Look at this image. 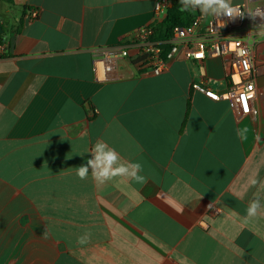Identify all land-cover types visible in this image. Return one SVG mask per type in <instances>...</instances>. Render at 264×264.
<instances>
[{
	"label": "crops",
	"instance_id": "0c3cea01",
	"mask_svg": "<svg viewBox=\"0 0 264 264\" xmlns=\"http://www.w3.org/2000/svg\"><path fill=\"white\" fill-rule=\"evenodd\" d=\"M13 1L39 13L0 6L8 30L24 22L0 56V264H264V184H250L264 181V97L238 120L191 86L205 73L224 90L222 61L184 50L158 75L134 48L96 68L165 17L156 0ZM98 141L147 183L81 180Z\"/></svg>",
	"mask_w": 264,
	"mask_h": 264
},
{
	"label": "built area",
	"instance_id": "2783aa9c",
	"mask_svg": "<svg viewBox=\"0 0 264 264\" xmlns=\"http://www.w3.org/2000/svg\"><path fill=\"white\" fill-rule=\"evenodd\" d=\"M171 0H156L154 12L162 17L166 15ZM243 0L239 5L245 9L243 18L228 20L226 17L202 15L193 9V21L187 26H179L173 30L172 38L167 41L169 48L161 41L152 40L156 25L142 27L134 37L123 46L108 48L102 57L94 60L96 68L104 64L106 57L129 58L130 49L136 50V61L141 70L155 75L168 70L169 63L181 50L187 59L203 61L206 58H219L223 64L224 90L217 91L210 77L201 73L192 81V89L202 91L214 101L232 100L238 110V120L257 118V101L264 97V85L259 79L264 75V31L258 30L264 20L257 16L254 20L247 15L248 7H264V0ZM191 7V5H189ZM38 10H31L28 18L38 17ZM224 19L223 27H218L217 20ZM243 48L246 55L240 56ZM7 50V45H0V56ZM247 65V66H246ZM247 104L248 110H244Z\"/></svg>",
	"mask_w": 264,
	"mask_h": 264
},
{
	"label": "clouds",
	"instance_id": "9594fccd",
	"mask_svg": "<svg viewBox=\"0 0 264 264\" xmlns=\"http://www.w3.org/2000/svg\"><path fill=\"white\" fill-rule=\"evenodd\" d=\"M181 5L180 11H189L193 9H198L202 15L216 17H226L228 20H233L236 17L243 18L245 15V9H242L239 5H234L229 2V0H179ZM249 3L250 0H249ZM191 5V7H189ZM247 15L251 19H255L259 16L264 20V7H248ZM226 20H217L218 27H223ZM260 31H264V25L259 27ZM240 56L246 55L243 48H240ZM247 66V65H246ZM246 129L237 130V135L244 138ZM143 165L140 162H128L122 163L119 153L114 149L109 147L108 144L102 141H98L91 149V158L87 159L85 164L77 167V176L81 180H86L91 173V177L98 184H104L106 182L112 181L118 177L130 178L137 184L147 183V177L142 174ZM252 186H257L258 184H264V181H258L256 178L250 180ZM261 201L259 197L252 199L246 209L247 218H256L261 215ZM46 234V233H45ZM90 239V234L86 233L78 237V243L85 244Z\"/></svg>",
	"mask_w": 264,
	"mask_h": 264
},
{
	"label": "trees",
	"instance_id": "16d2710c",
	"mask_svg": "<svg viewBox=\"0 0 264 264\" xmlns=\"http://www.w3.org/2000/svg\"><path fill=\"white\" fill-rule=\"evenodd\" d=\"M3 3L8 4L11 8L18 9L21 15H26L29 13V8L16 6L13 0H0ZM179 0H171L170 6L167 9L165 17L156 24L154 33L151 37L152 40L161 41L167 49L169 45L167 41L172 38L173 30L179 26H187L194 19V13L192 10L180 11ZM24 22L21 17L19 21L14 26V29H7L4 24H2L3 32H0V45L6 44L10 40V35L13 33L17 34L21 31Z\"/></svg>",
	"mask_w": 264,
	"mask_h": 264
},
{
	"label": "rangeland",
	"instance_id": "374dc122",
	"mask_svg": "<svg viewBox=\"0 0 264 264\" xmlns=\"http://www.w3.org/2000/svg\"><path fill=\"white\" fill-rule=\"evenodd\" d=\"M236 5V4H235ZM0 6H2V8L5 10V9H7L8 10V5L7 4H5V3H2V2H0Z\"/></svg>",
	"mask_w": 264,
	"mask_h": 264
},
{
	"label": "water",
	"instance_id": "95a60500",
	"mask_svg": "<svg viewBox=\"0 0 264 264\" xmlns=\"http://www.w3.org/2000/svg\"><path fill=\"white\" fill-rule=\"evenodd\" d=\"M4 30H3V28H2V25L0 24V32H3ZM86 106H88V104L86 105Z\"/></svg>",
	"mask_w": 264,
	"mask_h": 264
},
{
	"label": "snow or ice",
	"instance_id": "6c2138e0",
	"mask_svg": "<svg viewBox=\"0 0 264 264\" xmlns=\"http://www.w3.org/2000/svg\"><path fill=\"white\" fill-rule=\"evenodd\" d=\"M244 110H245V111L248 110L247 104H245V106H244Z\"/></svg>",
	"mask_w": 264,
	"mask_h": 264
}]
</instances>
